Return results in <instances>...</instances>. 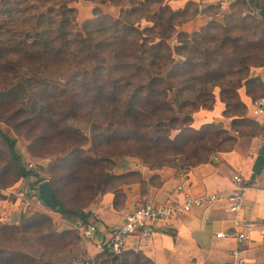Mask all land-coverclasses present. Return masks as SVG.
<instances>
[{
	"label": "trees",
	"instance_id": "trees-1",
	"mask_svg": "<svg viewBox=\"0 0 264 264\" xmlns=\"http://www.w3.org/2000/svg\"><path fill=\"white\" fill-rule=\"evenodd\" d=\"M78 1L0 0V73L12 77L2 80L5 85L0 92L4 98L14 95L27 99L41 118L59 120L63 128L60 136L68 139L75 131L73 120L85 112L84 122L91 123L92 131L97 132L94 147L102 138L108 141L111 134L115 135L114 126L133 130L125 143L136 142L137 151L132 155L143 162L156 159L150 170L161 168L166 159L172 162L173 155H179L180 169L186 172L209 162L212 152H227L234 147L236 137L223 128L213 131L212 124H205L201 130H194L190 126L195 112L213 109L216 89L225 106L222 116L231 118L236 136L259 134L257 122L246 116L238 90L243 87L250 95L248 86L256 82L250 71L264 67V0H236L232 5L256 8L261 19L243 17L237 22L232 13L227 22L233 21L236 26L212 20L193 33L176 32L195 14H189L192 2L184 9L173 10L168 5L170 0H83L111 4L120 12L114 19L94 11L96 17L79 31L76 10L71 7ZM141 21L148 25L142 27ZM171 32L176 40L173 47L167 42ZM174 56L182 61L176 63ZM167 68L170 70L163 76ZM169 93H173L171 101L167 99ZM98 111L104 118L96 125L93 121ZM50 122L57 131L58 124ZM150 124L153 136L148 133ZM104 129L110 134L105 136ZM175 130L180 136L170 139ZM1 137L9 147L17 178L35 177L21 166L22 156L14 150L15 141L5 134ZM139 175L101 171L94 194L111 193L113 207L118 209L121 206L116 197H124L120 190L128 185L122 180ZM48 183L57 203L54 188ZM3 199L0 194V201ZM55 211L74 215L85 223L91 218L90 212L64 210L58 203ZM38 218L51 222L44 215ZM24 243L16 226L0 224V264H53V260H44L45 255H29ZM111 262L153 264L133 250L112 254Z\"/></svg>",
	"mask_w": 264,
	"mask_h": 264
},
{
	"label": "rangeland",
	"instance_id": "rangeland-1",
	"mask_svg": "<svg viewBox=\"0 0 264 264\" xmlns=\"http://www.w3.org/2000/svg\"><path fill=\"white\" fill-rule=\"evenodd\" d=\"M188 2L194 4L189 8V14L193 12L195 14L178 26L176 32H199L212 20L223 25L229 23L236 26L233 21L227 22L232 13H234L237 22L243 17L246 20L251 17L261 19L256 8L248 6L246 9H242L240 5L233 8L232 5L236 0H170L168 5L173 10H179L184 9ZM71 7L76 10L75 21L79 31L83 30L87 21L96 17L94 11L114 19L118 18L120 12L119 7L107 3L100 4L97 1L80 0L72 3ZM248 11H255L256 14L250 13V16H243V13ZM145 25L148 23L141 21V26ZM231 29L233 30L234 27ZM174 36L175 33L171 32L168 37L167 42L171 47L176 45ZM174 60L176 63L182 61L177 56H174ZM169 70L170 68L164 69L162 75H167ZM250 75L252 78H256L254 85L249 84L248 86L250 95H247V90L243 87L238 90V94L239 92L245 93L252 102L257 98H264V67L252 68ZM0 77L1 90L5 85L2 80L5 78L12 80V77L4 72L0 73ZM218 94L219 90L216 89L215 96ZM172 98L173 93H169L167 99L171 101ZM30 104V101L23 97L12 95L4 98L0 92V194L4 196V199L0 201V224L16 226L20 238L25 239V251L29 255H33V253L45 255L44 260H53V264H112L111 253L108 252L95 259L101 253L87 250L86 242L75 230V223L79 220L74 215H63L42 204L37 196L38 184L43 181L50 182L54 188L57 203L64 210L90 212V209L99 205L102 196L106 195L94 194L97 193V179L101 171L114 175L138 172L140 174L138 177H126L122 180V182H128V185H122L120 192L128 193L134 197V192L137 190L139 197L134 200L139 199L137 202L140 203L149 201L142 195H148L150 190L155 191L161 180L169 176L179 177V179L182 177L185 172L180 169L181 156L173 155L174 161L170 162L171 159H166L163 163L164 166L150 170L149 166H155L156 159L152 158L150 163L143 162L132 155L137 151L136 142L125 143L133 130L124 131L125 127L114 126L115 135L111 134L108 141L102 138L97 143V147H94L93 136L97 132L92 131L91 123L84 122L83 114L85 112L83 114L81 112L77 115V119L73 120L72 127L75 131L70 132L71 138L68 139L60 136L63 128L59 124V120L57 121L51 116L41 118V115L36 109H32ZM201 111L203 112L201 113ZM204 112V110H199L191 115L193 120L191 128L201 130L205 124H212L213 131L220 128L227 130L224 124L228 123L229 130L227 131L229 135H232V127L236 129V126H232L231 118L223 117L224 121L213 122L202 115ZM103 118L99 113L93 124L97 125ZM50 121L53 122V125L54 123L58 124L57 131L51 126ZM111 121L113 120L108 119V122ZM111 123L106 122V125ZM152 126L150 129L148 128L150 136L154 135ZM105 130L102 131L105 136L110 134V131ZM1 134H5L10 140L15 141L14 150L22 156L21 166L26 171L35 174V177L17 178L9 147ZM180 134V131H172L170 139L179 137ZM141 136L142 134L139 133V137ZM217 153L216 151L212 152L210 157ZM141 180L144 181L143 184L136 183ZM134 200L131 201V204ZM16 201L19 203L13 207ZM116 202L119 207L124 206L123 197H116ZM133 207L129 209L131 210ZM129 209L125 215L130 211ZM38 215L49 218L50 224L46 220L38 218ZM90 220L98 224L95 219L90 218ZM12 234L15 235L16 231L14 230ZM128 241L129 239L125 243L127 246L130 245Z\"/></svg>",
	"mask_w": 264,
	"mask_h": 264
},
{
	"label": "crops",
	"instance_id": "crops-1",
	"mask_svg": "<svg viewBox=\"0 0 264 264\" xmlns=\"http://www.w3.org/2000/svg\"><path fill=\"white\" fill-rule=\"evenodd\" d=\"M238 95L247 109V118L257 122L259 134L255 137H237L232 132L231 136L236 137V143L230 151L218 152L210 157L209 162L187 170L180 179L169 176L161 180L155 191L150 190L148 195H142L149 201L162 203L179 197L176 187L183 184L193 196L216 193L219 200L168 220L149 239L128 238L130 245H126V250L141 252L153 264H227L230 251L236 245L233 240L217 239L215 234L231 227L234 216L227 209L226 197L234 188L233 176L238 175L245 186V197L237 218L241 222L253 224L248 231L249 241L243 246L245 264H264V243L261 242V233L264 232V116H253L251 99L245 93L239 92ZM224 109L217 95L213 109L204 110L202 115L213 122L224 121ZM224 127L229 130L228 123ZM136 197H139L137 190L134 197L125 193V207L115 209L114 196L107 193L102 196L96 208L89 210L91 218L98 222L100 230L121 225L125 212L138 203L139 199L134 200ZM131 199L134 204H131ZM18 203L14 202L13 207ZM85 242L88 251L98 253L92 241Z\"/></svg>",
	"mask_w": 264,
	"mask_h": 264
},
{
	"label": "built area",
	"instance_id": "built-area-1",
	"mask_svg": "<svg viewBox=\"0 0 264 264\" xmlns=\"http://www.w3.org/2000/svg\"><path fill=\"white\" fill-rule=\"evenodd\" d=\"M250 13L256 14L255 11H248L243 13V16ZM251 112L256 117L264 116V98H257L251 102ZM232 180L234 188L226 197V203L229 213L234 217L231 221V227L225 231L217 232L215 237L233 240L236 245L230 251L227 264H245L246 256L243 246L249 241L248 231L253 224L241 222L237 218L245 197V186L242 178L238 175L233 176ZM176 191L179 197L162 203L152 201L136 203L125 215L121 225L100 230L97 223L91 220L86 223L79 220L75 223V230L82 240L92 241L100 253L107 251L111 254H119L125 250V243L128 238L149 239L168 220L179 218L219 200L216 193L193 196L188 193L183 184L178 185ZM261 242L264 243V232L261 233Z\"/></svg>",
	"mask_w": 264,
	"mask_h": 264
},
{
	"label": "water",
	"instance_id": "water-1",
	"mask_svg": "<svg viewBox=\"0 0 264 264\" xmlns=\"http://www.w3.org/2000/svg\"><path fill=\"white\" fill-rule=\"evenodd\" d=\"M38 197L45 206L52 210L57 209V203L54 199L53 190L48 182H43L38 186Z\"/></svg>",
	"mask_w": 264,
	"mask_h": 264
}]
</instances>
